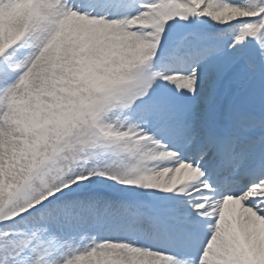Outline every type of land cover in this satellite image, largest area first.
Listing matches in <instances>:
<instances>
[{
  "label": "snow or ice",
  "instance_id": "6c2138e0",
  "mask_svg": "<svg viewBox=\"0 0 264 264\" xmlns=\"http://www.w3.org/2000/svg\"><path fill=\"white\" fill-rule=\"evenodd\" d=\"M0 264H264V0H0Z\"/></svg>",
  "mask_w": 264,
  "mask_h": 264
}]
</instances>
